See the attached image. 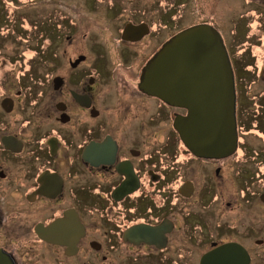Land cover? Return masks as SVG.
<instances>
[{"label":"flooded vegetation","instance_id":"obj_1","mask_svg":"<svg viewBox=\"0 0 264 264\" xmlns=\"http://www.w3.org/2000/svg\"><path fill=\"white\" fill-rule=\"evenodd\" d=\"M108 1L109 12L123 6ZM244 3L264 7V0ZM61 5L76 8L64 0ZM150 10L145 6L144 17L134 13L118 25V63L90 32L82 36L90 42L84 51L54 53L65 72L58 65L52 74L32 73V67L23 76L20 67L0 74V264H229L222 246L230 243L243 246L254 264L253 242L264 245V186L253 187L252 180H264V101H254L258 113L249 117L244 75L231 61L236 148L223 156L195 153L175 125L187 108L142 87L152 58L195 25L158 40ZM200 24L223 38L215 24ZM164 26L172 29V22ZM73 32L64 35L69 46ZM260 32L253 47H262V56L243 71L247 76L248 68L257 69L264 82ZM144 42L148 48L136 60L135 46ZM8 64L13 61L0 59V70ZM252 131L263 136L262 147L246 136Z\"/></svg>","mask_w":264,"mask_h":264},{"label":"rangeland","instance_id":"obj_2","mask_svg":"<svg viewBox=\"0 0 264 264\" xmlns=\"http://www.w3.org/2000/svg\"><path fill=\"white\" fill-rule=\"evenodd\" d=\"M64 1L76 5V8L72 10L62 6L61 0H0V59L5 57L13 61V65L8 64L7 69L0 70V74L6 70H8L6 73L14 74V70L18 67L21 70L17 73L21 76L27 73L31 67L33 68V70L31 68L32 73L42 71L52 74L59 66L58 71L63 70L65 72L67 66L57 64L54 53L59 51L62 54L66 48L72 52V55L84 51L90 42L82 36L84 33L89 34L90 32L102 41L108 49H111L113 58L118 63V47H123L118 46V41L114 37L118 25L122 23L124 17L127 18L134 13L137 18L141 19L144 17V13L140 12L142 8L146 6L149 9L150 6L149 14L152 19L157 20L158 40L166 36L170 30L176 32L201 21H210L218 26L222 30L236 73L239 76L244 75V78L240 80L243 91L242 100L245 106L252 110V112L248 110L249 117L258 113L254 101L259 97L261 102L264 101V82L257 80L255 73L257 69L253 71L254 68H248L246 76L243 66L248 65V63L253 64L254 60L258 62L262 56V47H253V43H260L262 40L263 34L260 31L264 29V7L245 4V0H120L121 2L115 3L123 6H115L116 9L113 13L106 8L107 5L113 4L108 0L96 2L90 0ZM118 8L122 12L126 9L123 12L125 14H119L116 11ZM253 9H256L258 13L255 14ZM249 11L252 12L253 17L249 16ZM170 21L172 22V29L164 26ZM70 29H73V33H75V45L71 46L66 40L64 41V35L70 33ZM147 48L148 42L135 46L137 49L135 52L136 60L141 58ZM252 49H254V53H252ZM257 68L260 67L257 66ZM246 99L252 103H246ZM253 105L255 107H252ZM145 110L143 106H140L141 118H144ZM260 115L263 117L264 114L260 113ZM161 126V124L157 125L159 132ZM164 126L166 133L170 136L169 126L166 123ZM251 133L246 136L250 139L255 138L252 145L257 143L262 147L260 141L263 136L258 135L256 131ZM162 137L164 138V134L161 135ZM254 168L256 169V166ZM252 180L253 187L264 186L263 178L257 179L256 176ZM253 244L257 252L254 264H264V245L256 246L257 244L254 242Z\"/></svg>","mask_w":264,"mask_h":264},{"label":"water","instance_id":"obj_3","mask_svg":"<svg viewBox=\"0 0 264 264\" xmlns=\"http://www.w3.org/2000/svg\"><path fill=\"white\" fill-rule=\"evenodd\" d=\"M134 27L127 26L125 33ZM143 76L145 90L187 108V115L179 116L175 125L195 153L223 156L235 150L234 71L219 31L200 24L179 32L152 58ZM224 258L229 264L250 261L240 244L222 246Z\"/></svg>","mask_w":264,"mask_h":264}]
</instances>
